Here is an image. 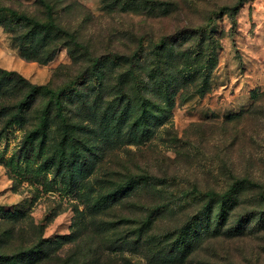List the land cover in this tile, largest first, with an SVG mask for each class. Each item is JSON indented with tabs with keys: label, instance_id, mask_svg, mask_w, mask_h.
I'll return each instance as SVG.
<instances>
[{
	"label": "rangeland",
	"instance_id": "obj_1",
	"mask_svg": "<svg viewBox=\"0 0 264 264\" xmlns=\"http://www.w3.org/2000/svg\"><path fill=\"white\" fill-rule=\"evenodd\" d=\"M43 1L0 0V264H264V0Z\"/></svg>",
	"mask_w": 264,
	"mask_h": 264
},
{
	"label": "trees",
	"instance_id": "obj_2",
	"mask_svg": "<svg viewBox=\"0 0 264 264\" xmlns=\"http://www.w3.org/2000/svg\"><path fill=\"white\" fill-rule=\"evenodd\" d=\"M42 2L45 5L46 11H47V21L45 22H38L33 20L32 18H29L25 15H21L18 14L12 10H8V12L14 17L17 18L19 20H23L27 23H31L33 26H37V27H55L57 29V31H61L65 34L68 35V33L64 32L60 27H57L53 21V14H52V9L51 6L49 4H46L43 0ZM241 3V0L238 2ZM237 5L234 6H221L219 8V12L220 13H234L237 9ZM214 20L212 18L209 19V21L206 23V25L204 27H199L197 30L198 31H203V33L206 31L207 33H209V35H211V32L208 30L209 27L213 24ZM75 45H77V43L75 42ZM178 59H182V57L178 56ZM3 73L5 75H17L15 71H8V70H3ZM205 73H206V69H205ZM158 77H161L160 74H156ZM165 76V75H163ZM207 76H205L206 78ZM157 85L153 86L152 90H150L149 92H147V90L145 89V87L140 91V96H141V101H142V106L145 109L146 108V104L147 103H152L153 102V97L155 96H159L160 94H164L167 95L169 93H171L172 89H177L178 86H174L172 84L170 85H159L158 83H156ZM196 89H199V91H203V89L205 88L204 84L202 85H196L195 86ZM39 89H42L44 92L50 94V96L53 98L54 100V104L56 109L59 112V115L63 118V112H62V104H61V95L64 91V88L59 89V90H51L49 88H47L46 86H37V85H32L31 86V94L36 93ZM170 96V95H169ZM169 98V97H168ZM163 101L160 103L159 107H162L166 102V99H162ZM170 100V98H169ZM168 101V99H167ZM47 113V110H46ZM139 177L141 178H145V179H149V181H159L161 183L160 180L162 178L156 179L154 177L148 176V175H139ZM148 183H153L154 182H148ZM158 184V183H155ZM179 197L180 199H204V198H208V199H214L217 196V193L214 191H201L199 189H197L196 187H193L190 190H184L183 192H181ZM164 206H155L153 207L151 210H149L148 214L145 216V218L142 219V226L144 227L143 231H146V228L150 225V223L154 220V218L157 216L158 214V210L161 209ZM191 223L190 219L187 220L186 222H184L182 224V227H180L179 229H175L174 230V234L176 231V235L173 234V232H171L169 234V236H171L172 238H174V241L177 242H181V244L183 245L185 243V232L184 230H186V227ZM141 233V237L142 239L144 238V233L143 231L140 229ZM160 243V240L157 241V244ZM175 243V242H174Z\"/></svg>",
	"mask_w": 264,
	"mask_h": 264
}]
</instances>
